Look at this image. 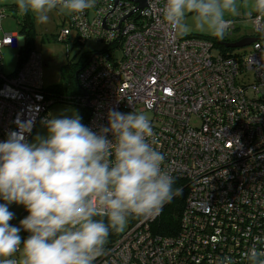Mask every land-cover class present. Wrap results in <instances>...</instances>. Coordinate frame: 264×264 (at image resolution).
<instances>
[{
  "label": "built area",
  "instance_id": "built-area-1",
  "mask_svg": "<svg viewBox=\"0 0 264 264\" xmlns=\"http://www.w3.org/2000/svg\"><path fill=\"white\" fill-rule=\"evenodd\" d=\"M138 2L97 0L79 19L67 14L56 39L102 46L77 72L83 96L70 100L87 109L85 126L97 133L110 110L147 114L162 168L186 193L184 207L169 236L152 231L162 211L129 217L128 229L94 264H213L223 256L248 264L243 253L264 237V21L252 19L256 41L248 54H222L209 38L182 39L165 26L164 0H146L142 9ZM6 16L0 9V142L18 124L30 127L29 141L56 99L45 94L35 51L18 71L3 74L2 50L18 44L15 33L3 32Z\"/></svg>",
  "mask_w": 264,
  "mask_h": 264
},
{
  "label": "clouds",
  "instance_id": "clouds-1",
  "mask_svg": "<svg viewBox=\"0 0 264 264\" xmlns=\"http://www.w3.org/2000/svg\"><path fill=\"white\" fill-rule=\"evenodd\" d=\"M247 0H164L162 23L180 37L193 30L223 40ZM20 15L46 24L54 11L79 19L97 0H15ZM264 21V0H252L251 17ZM189 18L191 23H189ZM81 24V30H84ZM79 114L43 121L46 136L29 143L27 124L0 142V264H94L107 254L110 232L122 233L129 217L149 219L179 195L175 178L162 168L165 156L153 145L149 117L110 110L99 133ZM111 133L113 139L108 138ZM28 215L11 225L9 204ZM24 230L30 235L23 239ZM248 264H264V237L243 253ZM213 264H235L223 256Z\"/></svg>",
  "mask_w": 264,
  "mask_h": 264
},
{
  "label": "rangeland",
  "instance_id": "rangeland-1",
  "mask_svg": "<svg viewBox=\"0 0 264 264\" xmlns=\"http://www.w3.org/2000/svg\"><path fill=\"white\" fill-rule=\"evenodd\" d=\"M252 0H247L248 7H244L243 3L240 8V16L227 17L233 19L234 31L231 35H227V39L231 42H238L244 38H254L255 34L252 30V19L256 17V13L252 12L251 17L247 15L251 11ZM0 9L6 11L7 16L2 21V29L5 34L15 33L18 38V44L14 48H5L2 50V72L4 75L9 76L14 73L17 63V53L20 47H23L24 38L19 35L21 28V21L26 17L29 20L31 34L33 36V49L38 53L43 61L42 68V85L45 90H49L55 86L66 83L65 87L60 95L57 96V101L49 106L47 116L50 117H62L79 114L81 123L84 121V109L69 101L70 99L78 98L79 94L73 91L68 83L70 78L74 76L80 69L78 65L82 62L86 54H90L93 51H99L102 46L98 43L88 42L84 46L77 44L72 45L68 42L57 41V36L62 28L67 27V20L65 19L67 14H60L56 11L50 14L48 23L38 24L35 17L32 14L20 15L18 8L15 4V0H0ZM189 23L191 20L189 18ZM178 35V34H177ZM190 36L200 37H212L210 35L201 33L197 30H193L188 35L179 38H188ZM226 37V36H225ZM251 50V45L244 48L230 49V54H248ZM118 56V55H116ZM69 67L67 68V66ZM79 69V70H78ZM78 84H75L77 88ZM147 115V114H146ZM148 116V115H147ZM194 125L196 121L192 122ZM46 136L47 128L45 125H39L32 133V137L29 143L34 142L35 137ZM28 215V212L23 214L21 220ZM128 224L125 230L120 233L123 234L128 229ZM22 233V230H21ZM30 234L24 231L22 234Z\"/></svg>",
  "mask_w": 264,
  "mask_h": 264
},
{
  "label": "trees",
  "instance_id": "trees-1",
  "mask_svg": "<svg viewBox=\"0 0 264 264\" xmlns=\"http://www.w3.org/2000/svg\"><path fill=\"white\" fill-rule=\"evenodd\" d=\"M21 25L22 26L20 28L19 35L24 38V46L21 49H19L17 53V63L14 72L18 71L24 65L28 55L32 51H34L33 36L31 34L29 20L25 17L23 21H21ZM190 37H200V36H190ZM206 38L211 39L214 43L215 48L218 49L222 54H226L230 52V49L225 48V44L235 43L228 40L227 37H225L223 40L216 39L215 37H206ZM258 38H264V34H261ZM89 57L90 54H86L84 56L82 62L80 63V65H78L79 69L88 61ZM68 67L69 65L67 66V68ZM76 83L77 81L73 76L72 78H70L68 85L74 92L76 91L79 94V96H83V93L81 92L79 86H77V88L75 87ZM65 85L66 83L63 82L62 85H58L49 90H45V94L47 98L49 99L53 97L54 99H57L58 98L57 96L60 95V92L66 89ZM73 103L75 102L73 101ZM87 119H88V111L87 109H84V121L82 122V124L85 125ZM176 182L174 183L173 187H175ZM185 194L186 193L184 191H181L180 194L175 196L170 203L164 206L159 221L152 226V231L154 233L169 236L172 235L177 230L178 228L177 218L184 207ZM119 237H120V233L110 232L109 243L106 246V250L111 248L112 245L119 239Z\"/></svg>",
  "mask_w": 264,
  "mask_h": 264
},
{
  "label": "crops",
  "instance_id": "crops-1",
  "mask_svg": "<svg viewBox=\"0 0 264 264\" xmlns=\"http://www.w3.org/2000/svg\"><path fill=\"white\" fill-rule=\"evenodd\" d=\"M31 137H32V135H31ZM31 137H30V139H31ZM30 139H29V141H30ZM4 203H6V202L3 199H0V204H4ZM8 209L10 212L14 213V218L9 223L11 225L19 227L22 215L23 214L25 215V213L27 212L26 208L23 205H18V204L12 203V204L8 205ZM23 232H24V230H22V233ZM22 233L20 232V235L22 237V241H23V239H26L30 235V234H25V233L23 235Z\"/></svg>",
  "mask_w": 264,
  "mask_h": 264
},
{
  "label": "water",
  "instance_id": "water-1",
  "mask_svg": "<svg viewBox=\"0 0 264 264\" xmlns=\"http://www.w3.org/2000/svg\"><path fill=\"white\" fill-rule=\"evenodd\" d=\"M146 6V0H139L138 2V9H142ZM256 41L255 38H244L242 40H239L235 43H227L225 44V48L227 49H236V48H244L247 46H250L252 43ZM77 77V73L75 74V79Z\"/></svg>",
  "mask_w": 264,
  "mask_h": 264
}]
</instances>
